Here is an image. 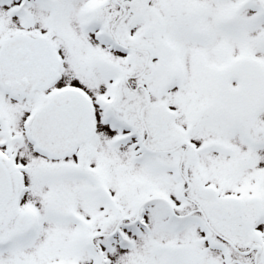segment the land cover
Masks as SVG:
<instances>
[{"label":"snow or ice","instance_id":"1","mask_svg":"<svg viewBox=\"0 0 264 264\" xmlns=\"http://www.w3.org/2000/svg\"><path fill=\"white\" fill-rule=\"evenodd\" d=\"M0 264H264V0H0Z\"/></svg>","mask_w":264,"mask_h":264}]
</instances>
